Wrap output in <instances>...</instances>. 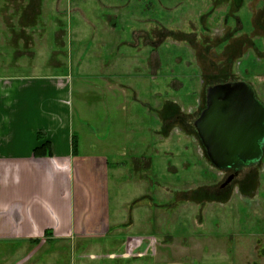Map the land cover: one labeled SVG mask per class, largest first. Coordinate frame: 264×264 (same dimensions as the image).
<instances>
[{"label":"crops","instance_id":"obj_1","mask_svg":"<svg viewBox=\"0 0 264 264\" xmlns=\"http://www.w3.org/2000/svg\"><path fill=\"white\" fill-rule=\"evenodd\" d=\"M122 2L0 0L1 245L31 249L83 240L87 247L91 240L101 250L104 241L117 251L100 256L110 261L106 264L157 261L158 253L150 254L153 240L119 229L134 225L132 214L141 205L130 207L133 221L113 220L119 209L112 208L110 184L122 172L113 167V153L101 151L125 145L118 136L135 131L119 130L122 118L135 115L125 108L123 89L140 96V80L156 78L154 54L143 62L136 59L141 48L150 46L151 39L141 48L139 43L150 38L149 29L141 35L139 29L125 27L136 16L123 13ZM149 83L143 84L148 88ZM38 147L40 155L35 156ZM49 151L51 157L45 156ZM259 246L247 244L243 261L254 250L264 264V247ZM39 251L11 264H49L43 262L47 252ZM63 260L52 264H76L71 257ZM164 260L156 264H169Z\"/></svg>","mask_w":264,"mask_h":264},{"label":"rangeland","instance_id":"obj_2","mask_svg":"<svg viewBox=\"0 0 264 264\" xmlns=\"http://www.w3.org/2000/svg\"><path fill=\"white\" fill-rule=\"evenodd\" d=\"M122 5L123 13L136 16L132 23L125 21V27L137 28L141 35L154 27L155 18V32L139 42L141 48L155 40V48L152 43L141 48L136 59L143 62L154 54L156 78L140 80V96L130 95L129 87L123 89L125 108L134 109L135 115L122 118L119 130L138 131L126 130V137L118 136L125 145L101 150L113 153V167L122 172L120 180L110 184L112 208L119 209L113 220L127 223L134 218L132 227L119 229L153 240L150 254L158 253L157 261L259 264L254 250L251 258L243 259L249 252L244 250L247 244L257 250L259 244L264 247V156L258 165L239 173L217 169L194 122L206 107L207 89L219 83L248 82L264 104V0H244L240 8L233 0H123ZM144 82H150L148 88ZM233 174L237 175L225 187ZM248 177L251 185L241 189L244 193L237 191L238 179ZM137 204L141 206L132 218L130 207ZM147 204L150 209L144 210ZM87 242L91 245L85 247V241L79 240L31 249L0 244V264L14 263L34 250L47 252L43 262L49 264L70 257L76 264H106L110 261L100 256L117 252L104 241L101 250Z\"/></svg>","mask_w":264,"mask_h":264},{"label":"water","instance_id":"obj_3","mask_svg":"<svg viewBox=\"0 0 264 264\" xmlns=\"http://www.w3.org/2000/svg\"><path fill=\"white\" fill-rule=\"evenodd\" d=\"M237 8L244 0H234ZM206 154L220 170L240 171L264 156V104L245 81L207 89L206 107L194 122ZM233 179L229 177L227 183Z\"/></svg>","mask_w":264,"mask_h":264},{"label":"flooded vegetation","instance_id":"obj_4","mask_svg":"<svg viewBox=\"0 0 264 264\" xmlns=\"http://www.w3.org/2000/svg\"><path fill=\"white\" fill-rule=\"evenodd\" d=\"M233 2H234V4H235V1L233 0ZM154 3V2H153ZM244 3V2H243ZM243 5V4H242ZM241 5V6H242ZM236 6V5H235ZM240 8V7H239ZM152 16H156L155 15V13H153L152 14ZM154 22H155V18H152V22L151 23H153L152 25L154 26L153 28H151V29H149V32H150V34H151V31L152 32H155V24H154ZM159 22V21H158ZM170 36V35H169ZM151 46H153L154 48H155V45H156V41L155 40H151ZM227 83V82H226ZM220 84V83H219ZM258 165V164H257ZM256 166V165H255ZM254 167V166H253ZM244 169H246V168H244ZM244 169H242V170H244ZM242 170H240V171H242ZM231 171H234L235 173H239L240 171H235V170H231ZM237 174H233V175H231V176H233V179L235 178V176H236ZM230 176V177H231ZM238 178V177H237ZM229 179V178H228ZM232 179V180H233ZM231 180V181H232ZM236 180V179H235ZM252 180V178L251 177H248V178H240V179H238V181H237V184H238V186H236V189H237V191H242L241 189L243 188V190L245 189V188H247V186H249V184H250V182L249 181H251ZM228 181V180H227ZM230 181V182H231ZM229 182V183H230ZM229 183H227L226 185H224L225 187L229 184ZM251 185V184H250ZM225 187H223V188H225ZM245 187V188H244ZM243 193H244V191H242ZM244 195V194H243ZM251 195V194H250ZM246 197H247V199H249L251 196H248V195H245Z\"/></svg>","mask_w":264,"mask_h":264},{"label":"trees","instance_id":"obj_5","mask_svg":"<svg viewBox=\"0 0 264 264\" xmlns=\"http://www.w3.org/2000/svg\"><path fill=\"white\" fill-rule=\"evenodd\" d=\"M46 144H49V142L45 143L44 146H46ZM48 146H49V145H48ZM73 147H74L73 150H74V152L76 153V152H77V149H78V146H77V142H76V141H75ZM40 149H41V147H38V148L35 149V156H39V155H40V153H39V152H40ZM51 155H52V154H51V152L49 151L45 156H49V157H51Z\"/></svg>","mask_w":264,"mask_h":264}]
</instances>
